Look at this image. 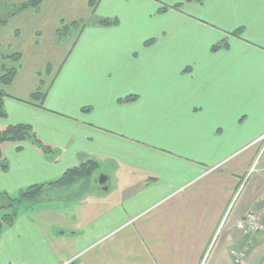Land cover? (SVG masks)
Returning <instances> with one entry per match:
<instances>
[{
	"label": "crops",
	"instance_id": "0c3cea01",
	"mask_svg": "<svg viewBox=\"0 0 264 264\" xmlns=\"http://www.w3.org/2000/svg\"><path fill=\"white\" fill-rule=\"evenodd\" d=\"M87 4L90 15L68 19L116 22L80 25L62 54L54 35L67 13L46 11L45 0L33 9L47 23L31 41L32 62L20 53L12 82L0 84V130L28 125L58 156L4 142L0 194L88 159L108 188L71 201L73 228L52 227L56 237L21 210L0 235V264H232L231 250L248 255L236 223L264 206V0H67Z\"/></svg>",
	"mask_w": 264,
	"mask_h": 264
},
{
	"label": "rangeland",
	"instance_id": "374dc122",
	"mask_svg": "<svg viewBox=\"0 0 264 264\" xmlns=\"http://www.w3.org/2000/svg\"><path fill=\"white\" fill-rule=\"evenodd\" d=\"M28 1L30 0H0V21H5L4 23L0 22V76L3 75L6 70L11 68H16L17 71L16 63H18L20 58H12L10 55L21 53L25 58L27 56L29 63L34 59L32 56L36 54L35 47L32 45L33 42L31 41H33V37H37L36 33L38 30L41 32L44 30L43 27H39L47 23L45 19L48 15L46 12L40 14L34 13L33 9L22 10L15 13L18 5ZM45 2L47 3L46 11L49 8V12H53L54 10L55 12L60 11L61 13H67V23L62 20L59 29L63 30V28L67 26L68 30H66L65 33L62 31L60 35L57 33L54 35L55 44H57V46L60 44L64 48V51H60V54H62L65 52L64 46H67V43L74 42L75 35L81 25L79 24L77 27H72L71 22L80 21L81 19L71 21L68 18L71 16H80L83 19L88 14L90 15L93 8L90 4L81 6L78 9L69 8L67 6V0H45ZM87 21L88 20H83V22ZM17 28L20 29L18 35ZM37 28L39 29L37 30ZM45 42L46 39L45 41H42L40 45L44 46V44H46ZM56 49V52L59 53L60 47ZM56 56L58 55L56 54ZM56 63L57 62L53 63V66ZM97 173L98 171L96 170L94 174ZM86 189V187H81L79 190L75 187L63 188L61 190L57 188H49L45 190L41 196H38V202L31 205L29 208L24 206L23 210L25 209L31 216H34L39 224L48 230L47 233L49 234V237H56L52 234V227L54 228L55 233L67 229L68 226L73 228L71 220H67V218L73 215L69 205L74 198L79 199L81 196L88 195L90 192L86 191ZM76 190L78 191L76 192ZM56 197L63 200H55L57 199ZM65 199L66 201H64ZM47 208L52 211L49 218L43 217L40 214L41 211H44ZM1 211L2 214H6L12 212L13 209L8 208ZM65 238H67V236H65ZM248 249L246 264H264V234L256 235L252 242L248 244ZM64 254L67 255V252H64Z\"/></svg>",
	"mask_w": 264,
	"mask_h": 264
},
{
	"label": "trees",
	"instance_id": "16d2710c",
	"mask_svg": "<svg viewBox=\"0 0 264 264\" xmlns=\"http://www.w3.org/2000/svg\"><path fill=\"white\" fill-rule=\"evenodd\" d=\"M41 5V0H30L28 2H24L17 6V9L15 11L19 12L22 10L27 9H34L38 10ZM4 23L5 21H0ZM115 19H101V20H89L87 22L83 21H74L71 23L72 27H77V25H109L115 23ZM68 30V27H64L62 29H58L56 33L60 35L62 31L64 33ZM218 48V46L214 47V49ZM12 58H20V54L14 53L10 55ZM16 68H11L9 70H6V72L0 76V81L2 85H8L12 82L13 78L16 75ZM3 90H0V117L5 116V111L3 108V102L2 97L4 96ZM41 93L39 90H37L33 97H41ZM30 135V142L37 145L39 148H41L51 159H55L58 156V150L52 149L50 146L45 145L43 142H41L35 135L32 128L28 125L24 124H15V125H8L4 129L0 130V167L2 169H6L7 163L2 158L1 155V145L4 142L7 141H13V142H22L27 141V136ZM99 166V163L95 161L94 159H88L86 162L80 164L77 167L70 168L66 170L59 178L34 184L32 186H29L23 190H21L16 196H7L6 194H0V209H8L12 208V212H8L4 214L0 219V235L5 227H8L12 225V223L15 221L16 217L18 216L19 212L23 210L24 206L29 208L34 203L38 202L39 198L38 196H41L43 192L49 188H57L59 190L63 188H71L75 187L78 190L84 186V183L88 184L90 182V179L93 178L95 171L97 170ZM77 191V190H76ZM55 200H63L59 197H56ZM66 201V199L64 200ZM25 207V208H26ZM26 208V209H27ZM25 210V209H24Z\"/></svg>",
	"mask_w": 264,
	"mask_h": 264
},
{
	"label": "built area",
	"instance_id": "2783aa9c",
	"mask_svg": "<svg viewBox=\"0 0 264 264\" xmlns=\"http://www.w3.org/2000/svg\"><path fill=\"white\" fill-rule=\"evenodd\" d=\"M264 138V134L261 136ZM237 229L241 235L247 240V243H251L253 238L258 234H264V206L260 209L251 210L247 212L241 220L236 223ZM232 264H245L247 259V253L243 250H231Z\"/></svg>",
	"mask_w": 264,
	"mask_h": 264
},
{
	"label": "flooded vegetation",
	"instance_id": "af4514ba",
	"mask_svg": "<svg viewBox=\"0 0 264 264\" xmlns=\"http://www.w3.org/2000/svg\"><path fill=\"white\" fill-rule=\"evenodd\" d=\"M101 177H105V176L102 173L100 174L99 172L97 174H94L93 178L90 179V182L88 184L84 183L83 188L86 187L87 188L86 191H88V192H92L93 190H97V189L103 190V187L105 184L99 183V179ZM74 200H76V198H74Z\"/></svg>",
	"mask_w": 264,
	"mask_h": 264
},
{
	"label": "water",
	"instance_id": "95a60500",
	"mask_svg": "<svg viewBox=\"0 0 264 264\" xmlns=\"http://www.w3.org/2000/svg\"><path fill=\"white\" fill-rule=\"evenodd\" d=\"M30 138H31V136L28 135V136H27V141H29ZM106 181H107V178H106V177H101V178L99 179V183H100V184H105ZM107 188H108V187H107V184H105L104 187H103V189L107 190Z\"/></svg>",
	"mask_w": 264,
	"mask_h": 264
}]
</instances>
